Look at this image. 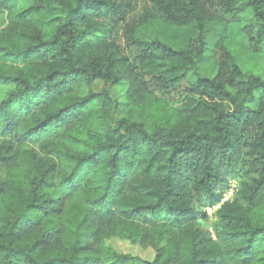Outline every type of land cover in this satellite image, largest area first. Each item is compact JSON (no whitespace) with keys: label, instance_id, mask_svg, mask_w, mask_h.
Listing matches in <instances>:
<instances>
[{"label":"trees","instance_id":"1","mask_svg":"<svg viewBox=\"0 0 264 264\" xmlns=\"http://www.w3.org/2000/svg\"><path fill=\"white\" fill-rule=\"evenodd\" d=\"M136 1L0 0V264H264V0Z\"/></svg>","mask_w":264,"mask_h":264},{"label":"rangeland","instance_id":"2","mask_svg":"<svg viewBox=\"0 0 264 264\" xmlns=\"http://www.w3.org/2000/svg\"><path fill=\"white\" fill-rule=\"evenodd\" d=\"M147 9H150L147 0H137L136 5L133 8L132 16H134L136 19H140L143 17L144 11ZM262 56L264 58V53ZM101 86L103 85L101 84L99 87L101 88ZM238 186L237 180L230 182V186L226 191V196L224 195L226 200H229L233 197V194L238 189ZM206 212L210 219L208 222H205L204 227L210 229V224L213 222L212 210L208 208ZM107 243L111 251L117 253L130 254L145 260H152L154 258V250L151 248H142L138 245H132L129 241L116 238H112Z\"/></svg>","mask_w":264,"mask_h":264},{"label":"built area","instance_id":"3","mask_svg":"<svg viewBox=\"0 0 264 264\" xmlns=\"http://www.w3.org/2000/svg\"><path fill=\"white\" fill-rule=\"evenodd\" d=\"M225 196H226V194H225ZM225 196L222 198L221 203L227 201L226 198H225Z\"/></svg>","mask_w":264,"mask_h":264}]
</instances>
